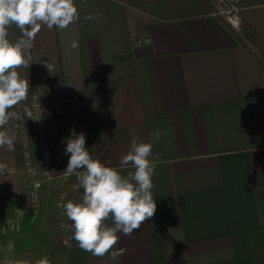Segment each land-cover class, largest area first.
Segmentation results:
<instances>
[{"label":"crops","instance_id":"0c3cea01","mask_svg":"<svg viewBox=\"0 0 264 264\" xmlns=\"http://www.w3.org/2000/svg\"><path fill=\"white\" fill-rule=\"evenodd\" d=\"M75 4L77 22L63 30L42 26L37 33L29 67L18 69L29 82L23 102L33 96L43 102L55 172L69 160L70 105L53 114L54 95L74 103L86 149L111 166L119 168L135 129L153 145L157 209L131 237L119 234L116 249L126 252L116 260L94 256L75 240L66 248L53 206L60 191L54 178L38 192L36 221L25 215L16 229L17 210L30 208L16 116L5 126L15 132L14 149L0 148V163L7 166L0 173V264H35L43 257L50 264H264L259 49L240 42L224 19L209 17L208 0ZM97 12L99 20L85 19ZM239 15L264 45V0H242ZM7 31L12 42L21 38L14 24ZM9 111L17 113L16 107ZM21 111L25 116L27 107ZM156 131L168 135L157 141L150 136ZM120 170L127 175L133 169ZM82 195L80 188L79 200Z\"/></svg>","mask_w":264,"mask_h":264},{"label":"clouds","instance_id":"9594fccd","mask_svg":"<svg viewBox=\"0 0 264 264\" xmlns=\"http://www.w3.org/2000/svg\"><path fill=\"white\" fill-rule=\"evenodd\" d=\"M100 13H89L87 20H99ZM79 20L75 0H0V129L16 118L9 110L27 98L29 82L18 72L28 68L35 37L42 26L63 30ZM21 32V38L8 39L11 25ZM73 48L77 44L73 42ZM51 72V66L47 63ZM31 118V113L26 112ZM128 152L120 157L119 168L111 166L110 159L102 162L86 149L83 133L67 138L65 154L69 155L64 172L74 175L77 187L83 189L80 202L69 201L62 205L66 217L72 222L73 235L79 247L94 256L110 255L116 260L126 249H116L120 235L131 237L156 212L157 205L152 193L156 160L152 157V143L140 140L135 129ZM167 131L150 133L154 140L167 136ZM16 135L11 129L0 130V148L14 149ZM131 167L127 175L120 169ZM0 163V173L6 169ZM111 221V223H107ZM16 264H29L17 261ZM35 264H50L43 257Z\"/></svg>","mask_w":264,"mask_h":264},{"label":"built area","instance_id":"2783aa9c","mask_svg":"<svg viewBox=\"0 0 264 264\" xmlns=\"http://www.w3.org/2000/svg\"><path fill=\"white\" fill-rule=\"evenodd\" d=\"M211 5L209 17L224 19L236 31H240L242 19L241 1L242 0H208ZM148 42L147 38L143 39ZM68 97L63 94H56L52 97L51 111L53 114L61 113L65 105L69 106L70 121L68 124V138L73 135L82 133L81 124L78 118L77 107L72 101H68ZM42 100L33 96L28 101H21L15 107L17 109V119L21 124L19 132V140L21 146V155L23 156V168L27 183V198L29 202L28 210H17V216L13 220V226L18 229L25 215L30 222L38 217L39 194L43 183L58 178L60 191L58 198L54 202V210L57 219V228L62 233L60 237L61 245L70 247L74 242L72 239L73 233L72 222L66 217L63 204L69 201L80 202L78 194L80 188L77 187V181L74 175H69L65 171L68 162L63 167L55 172L52 159V150L50 148L48 118L45 115L44 105ZM27 107L31 113V118L23 115V106ZM25 122V123H24ZM28 123V126H27ZM36 221V220H35Z\"/></svg>","mask_w":264,"mask_h":264},{"label":"trees","instance_id":"16d2710c","mask_svg":"<svg viewBox=\"0 0 264 264\" xmlns=\"http://www.w3.org/2000/svg\"><path fill=\"white\" fill-rule=\"evenodd\" d=\"M154 2L156 0H151V2ZM240 31H238L237 36L239 37V41L243 42L246 41L247 43L249 42V45H255L259 51L260 54L264 57V45L262 44L261 41H259L258 38L254 37L253 35L250 34L246 28H244V25L241 23ZM236 33V32H235Z\"/></svg>","mask_w":264,"mask_h":264}]
</instances>
